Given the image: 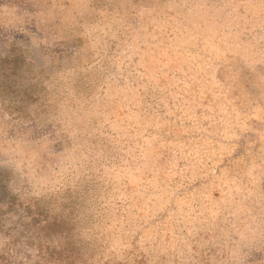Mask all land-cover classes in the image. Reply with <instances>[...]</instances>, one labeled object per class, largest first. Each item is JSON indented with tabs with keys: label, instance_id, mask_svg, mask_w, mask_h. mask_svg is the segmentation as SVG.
<instances>
[{
	"label": "rangeland",
	"instance_id": "374dc122",
	"mask_svg": "<svg viewBox=\"0 0 264 264\" xmlns=\"http://www.w3.org/2000/svg\"><path fill=\"white\" fill-rule=\"evenodd\" d=\"M12 44L67 101L0 110V168L68 199L87 264H264V0H0ZM16 237L0 257L35 264Z\"/></svg>",
	"mask_w": 264,
	"mask_h": 264
},
{
	"label": "trees",
	"instance_id": "16d2710c",
	"mask_svg": "<svg viewBox=\"0 0 264 264\" xmlns=\"http://www.w3.org/2000/svg\"><path fill=\"white\" fill-rule=\"evenodd\" d=\"M53 79L45 68L36 66L28 48L12 44L0 58V110L19 120L55 121L67 98L66 90L61 93L56 90L59 84L54 85ZM11 182L10 171L0 168V230H5L8 237L17 236V241L25 237L27 244L37 242L39 254L35 264H87L95 248L90 252L88 245L81 244L82 240L76 236L74 211L67 210L68 199L51 197L47 204L36 198L24 202L13 191ZM63 202V212L53 213L51 204L61 206ZM53 239L59 241L51 249ZM17 241L10 244L12 252ZM0 264L26 263H12L9 257H0Z\"/></svg>",
	"mask_w": 264,
	"mask_h": 264
}]
</instances>
